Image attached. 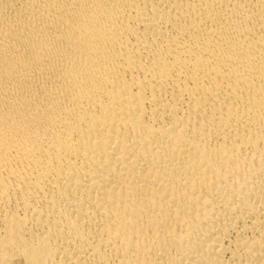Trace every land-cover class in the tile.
Masks as SVG:
<instances>
[{
	"label": "bare ground",
	"instance_id": "bare-ground-1",
	"mask_svg": "<svg viewBox=\"0 0 264 264\" xmlns=\"http://www.w3.org/2000/svg\"><path fill=\"white\" fill-rule=\"evenodd\" d=\"M0 264H264V0H0Z\"/></svg>",
	"mask_w": 264,
	"mask_h": 264
}]
</instances>
